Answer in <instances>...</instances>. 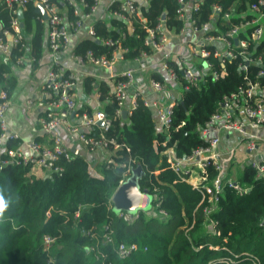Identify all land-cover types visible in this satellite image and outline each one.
Returning <instances> with one entry per match:
<instances>
[{
  "label": "trees",
  "instance_id": "1",
  "mask_svg": "<svg viewBox=\"0 0 264 264\" xmlns=\"http://www.w3.org/2000/svg\"><path fill=\"white\" fill-rule=\"evenodd\" d=\"M256 1L202 0L197 10L191 11V17L200 24L208 20L214 4L220 5L222 12L232 9L235 15ZM177 6V0H146L138 5V11L148 26L163 18L166 28L178 34L182 20L177 16ZM115 7L113 3L109 10ZM68 10L72 16L71 9ZM11 16L10 10L0 3V31L9 27ZM139 16L130 22L111 16L106 21L97 19L93 22L95 34L99 39H114L118 31H125L117 46L123 59L134 60L143 51L150 54L152 50L144 44L146 33L140 27ZM39 17H42L41 9L33 1L22 9V31L28 42L26 52L36 58L42 53L45 30ZM217 19L219 23L220 17ZM232 20L236 21L237 17ZM130 24L134 27L131 32ZM115 48L96 39L83 38L72 51L83 55L91 50L95 56H110ZM250 49L253 53L264 51V39L258 46L251 44ZM20 54L14 47L8 55L0 56V90L9 97L16 85L11 64L16 63ZM209 59L214 69L224 71V76L212 80L207 74L198 87L183 90L172 105L171 123L166 129L140 98L135 107L126 105L125 118L115 117L116 102L106 81L84 77L86 93L100 92L98 101L111 119L106 135L115 137L119 147L109 149L108 156L112 159L109 163H94L95 158L75 154L71 161L62 163L61 175L45 176L29 165L4 166L0 170V264H103L104 260L111 264H227V261L264 264V177H257L256 171L246 164L237 178L250 185V191L239 195L225 186L218 209L205 217L199 192L179 179L164 154L171 147L175 156L182 158L192 149L204 146L206 142L198 128L224 95L244 83V70L236 60L221 64L212 57ZM169 63L182 84L179 64L175 60ZM246 68L251 77L256 66L251 63ZM151 77L164 83L158 71H153ZM79 111L91 110L80 108ZM137 166L143 169L139 188L151 195V204L149 209L139 210L131 222H126L113 211L111 197L122 176ZM157 203L166 212L165 216L158 214ZM46 211L50 216H46ZM150 222L164 228L161 231ZM103 224L111 228L115 243L135 242L139 248L126 258L118 257L112 245L102 239ZM88 231L96 237H91ZM43 234L55 239L49 249L43 246ZM93 245H97L98 257L90 250Z\"/></svg>",
  "mask_w": 264,
  "mask_h": 264
},
{
  "label": "built area",
  "instance_id": "2",
  "mask_svg": "<svg viewBox=\"0 0 264 264\" xmlns=\"http://www.w3.org/2000/svg\"><path fill=\"white\" fill-rule=\"evenodd\" d=\"M30 1L41 6L46 13V17L42 15L39 19L47 25V49L51 59L39 95L28 97L24 102L25 111L36 114L38 139L25 140L8 126L5 113L9 107V96L4 90H0V170L6 165H29L34 171L45 176L61 175L62 163L73 158L71 149L64 141L65 133L75 136L89 152L106 153L107 163L112 161L108 151L111 148H118L119 143L115 137L106 135L111 119L102 109L87 112L79 111L77 107L75 90L78 77L89 65L108 71L107 75L98 78L88 74L87 76L94 81H106L116 102L115 117H119L123 109L127 110L125 108L127 101L128 107L133 108L140 98L146 106L153 109L158 123L165 129L169 127L174 102L162 105L158 98L150 100L142 96L141 92L134 88L133 69L128 68L121 73L113 70L114 63L119 57L117 46L126 32L118 31V37L114 39H99L96 36L92 18L99 10L102 0H0V3L12 13L9 27L0 31V56L8 55L10 50L16 47L21 51L16 59L17 64L25 61L33 63L42 61L41 57L36 58L26 52L28 42L20 25L21 19L17 15L18 10L24 9ZM201 1L177 0L176 13L182 20L178 34L189 32L187 42L189 58L176 55L182 84L178 82L176 69L169 63L174 60L175 54L169 41L170 37L176 34L166 28L163 18H158L153 26H148L145 18L139 16L137 0H117L116 7L110 11L109 16L129 22L133 17L139 16L140 27L146 33L144 44L151 48L152 53L159 54V64L167 78L183 90L198 87L201 79L207 74L212 80L224 76L223 70L213 68L210 57L221 64L236 60L238 67L244 70V83L235 91L224 95L217 108L198 128L200 136L206 142L205 145L192 149L182 158L176 157L171 147L164 151L169 167L179 179L189 183L199 192V204L204 203L202 213L209 217L218 209L219 198L225 186L239 195L250 191V185L239 183L234 176L226 172L223 153L218 149L222 132L238 134L245 149L253 154L248 164L256 171L257 177H264V140L249 131L264 125V51L253 53L250 49L251 44L258 46L264 39V0L252 2L246 11L235 15L232 9L222 12L221 6L214 4L208 20L200 24L192 17L186 20L187 6L191 11H195ZM61 6L71 9L70 20L63 15ZM218 17L221 20L219 23ZM233 17H237V20L233 21ZM82 27L88 38L110 46L114 45L116 48L113 53L110 56H95L91 50H87L83 55L74 53L70 36L72 32ZM133 30L134 27L130 24L129 32ZM60 52L65 54V58L70 60L72 65L58 59ZM148 56L149 54L143 51L134 60L139 61ZM251 63L256 66V70L250 77L246 66ZM149 86L151 92L157 95L165 90V83L154 78H150ZM94 96L98 100L100 92L95 90ZM232 154V150L228 151L229 157ZM212 172L215 174L212 175ZM129 174L130 172L122 176L119 185ZM158 205L159 203L156 204L158 214L165 216L166 212ZM136 213L124 209L118 211L119 217L126 222H131ZM46 216H50L49 211H46ZM101 230L103 241L111 244L120 258L128 257L139 248L135 242L115 243L108 224H103ZM88 233L91 237H96L95 233L89 231ZM54 240L49 234H43L42 243L45 249H49ZM90 250L98 257L97 245L91 246ZM226 263L229 264L228 261ZM103 264L111 263L104 260Z\"/></svg>",
  "mask_w": 264,
  "mask_h": 264
},
{
  "label": "crops",
  "instance_id": "3",
  "mask_svg": "<svg viewBox=\"0 0 264 264\" xmlns=\"http://www.w3.org/2000/svg\"><path fill=\"white\" fill-rule=\"evenodd\" d=\"M116 1L117 0H102L99 10L96 15L93 16L92 21L94 22L97 19L106 21L110 15L109 7ZM137 1L138 5L146 3V0ZM61 8L65 18L70 20L72 16L70 15L68 8L65 6H61ZM185 16L186 20L191 17V9L188 6L185 9ZM44 25L43 49L40 56L42 61L40 63L25 61L22 64H11V75L16 78V85L9 97V107L5 113V119L8 126L12 130L18 132L25 140L38 139V126L35 121V112L29 113L25 111L24 102L28 97H37L39 95L41 86L45 80L47 67L51 61L47 49V25L46 23H44ZM83 38H88L83 27L76 32H72L70 36L71 47ZM188 39L189 32L176 34L170 37L169 44L175 51V54L173 55L175 61H177L176 55H182L185 58H189L187 47ZM159 58L158 53H151L148 57L141 58L139 61L126 60L119 55L114 63L113 70L121 73L128 68L133 69L135 79L134 88L138 89L142 96L147 99L152 100L158 98V100L161 99L160 102L162 105H167L173 103L179 98L178 90L181 88L177 84L169 81L165 71L160 67ZM58 59L72 65V62L65 58V54L62 52L58 53ZM153 71L160 72L164 78L165 90L159 95L152 93L150 90L149 80L152 78L151 73ZM107 73L108 71L92 65L85 67L84 71L81 72L78 77V83L75 90L78 109L90 108L91 111L102 109V104L96 99L94 92L86 93L82 83L83 78L86 77L87 74L98 78L107 75ZM126 105H128V101L126 102ZM249 131L255 134L259 139L264 140V125L256 129H249ZM63 136L66 145L71 149L73 155H84L86 157L88 156L90 159L95 158L94 163H99L102 160L105 161L106 153L100 151L89 152L77 141L75 136L67 135L66 133L63 134ZM218 149L223 153V159L226 162V172L228 175L234 177H236L237 173H239L253 157V154L249 153L245 149L244 144L240 142L238 134L233 132H222L220 134ZM231 150L233 151V154L229 157L228 151Z\"/></svg>",
  "mask_w": 264,
  "mask_h": 264
},
{
  "label": "water",
  "instance_id": "4",
  "mask_svg": "<svg viewBox=\"0 0 264 264\" xmlns=\"http://www.w3.org/2000/svg\"><path fill=\"white\" fill-rule=\"evenodd\" d=\"M41 9V13L46 17L45 11L41 6L38 5ZM17 15L22 19V10H18ZM20 25L23 26V23L20 22ZM123 118L127 115V110L123 109L121 111ZM99 124L102 125V122ZM143 175V169L140 166L133 168L130 171L129 176L123 181L116 190L114 191L111 201L112 209L115 212L119 210H127L130 213H136L139 210H147L151 204V195L146 190H141L139 188V179Z\"/></svg>",
  "mask_w": 264,
  "mask_h": 264
},
{
  "label": "rangeland",
  "instance_id": "5",
  "mask_svg": "<svg viewBox=\"0 0 264 264\" xmlns=\"http://www.w3.org/2000/svg\"><path fill=\"white\" fill-rule=\"evenodd\" d=\"M182 92H183V89H182V88L179 89V90H178V94H179L178 96H180V95L182 94ZM160 100H161V99H160ZM102 162H103V160H102L101 162H99L98 164H100V163H102ZM236 171H237V169H236ZM238 175H239V173H237V175H236V179L239 181V179L237 178ZM239 183L244 184V183H242L241 181H239ZM150 225H151L152 227H154V228H155V226L158 227V229L161 230V231H162V229L164 228V226H160V225L157 224L156 222H150Z\"/></svg>",
  "mask_w": 264,
  "mask_h": 264
}]
</instances>
